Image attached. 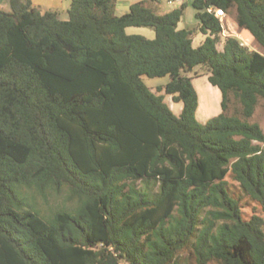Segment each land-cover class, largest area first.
Instances as JSON below:
<instances>
[{"label": "trees", "instance_id": "16d2710c", "mask_svg": "<svg viewBox=\"0 0 264 264\" xmlns=\"http://www.w3.org/2000/svg\"><path fill=\"white\" fill-rule=\"evenodd\" d=\"M11 7L0 8V264H264V130L250 121L264 51L224 38L215 15L264 50V0H194L191 30L179 29L187 4L163 13L162 0L124 15L117 0H71L68 20L32 0ZM197 66L222 92L206 123ZM144 76L170 82L154 91Z\"/></svg>", "mask_w": 264, "mask_h": 264}, {"label": "rangeland", "instance_id": "374dc122", "mask_svg": "<svg viewBox=\"0 0 264 264\" xmlns=\"http://www.w3.org/2000/svg\"><path fill=\"white\" fill-rule=\"evenodd\" d=\"M43 2L40 3L41 10H57L60 13V17L63 20L69 19V10L71 7V0H42ZM193 1L194 0H186L187 7L185 9L184 16L182 18V21L179 24V29H198L200 22L196 18V9L193 7ZM162 5L164 9L166 10H173L175 8L181 7V5L178 4H172L170 5L168 3V0H162ZM11 5H9L10 7ZM8 7V3L3 4L2 10H5L7 12H10V8ZM226 32L227 35H233L234 37H237L240 39V41L248 46L251 50H257L260 52H263L264 50L257 44L252 34L248 31H243L238 28V26L235 23V17L234 16H228V20L226 23ZM127 33L129 35H140L144 36L148 39H155L156 34L155 31L151 28H137V27H130L127 29ZM206 39V36L202 34L201 32H198L194 37V47H199L203 41ZM223 40L219 43L218 48L220 50L223 49ZM190 77H193L194 85L200 95V99H203L204 102L206 100V103L208 105V115L207 118L205 117V112L207 110L206 103H203L200 111V116H198V119L200 122L205 123L209 119L219 115L222 112L221 107V101H222V92L219 88L213 86L207 77L208 76V69L206 67L197 66L194 68V70L189 74ZM144 83L153 89L154 91H157L159 87L165 86L170 82V77L165 76L161 78H149L147 76L143 77ZM216 90L218 92H216ZM163 94H165L163 92ZM218 95H220L218 97ZM166 101L173 107V111L176 115H180L181 111L183 109L182 103H174L172 98L170 96H167ZM234 107V105H233ZM232 107V111H233ZM200 117V118H199ZM251 123H257L261 126V128L264 130V100H260V103L256 109V112L254 116L251 118ZM228 180L233 183L234 181L228 177ZM245 213L249 217L254 213L253 207H246ZM258 214L263 216V213L259 208L255 210Z\"/></svg>", "mask_w": 264, "mask_h": 264}, {"label": "crops", "instance_id": "0c3cea01", "mask_svg": "<svg viewBox=\"0 0 264 264\" xmlns=\"http://www.w3.org/2000/svg\"><path fill=\"white\" fill-rule=\"evenodd\" d=\"M141 1H146V0H117V14L118 15H124V14H126V13H128L129 11H130V9H131V6L133 5V4H135V3H137V2H141ZM169 1L170 0H168V3H169ZM173 1V3L172 4H178V5H182V4H186V0H172ZM32 2L34 3V5L35 6H37V7H39L40 8V6H38V5H41L40 3H42L43 1L42 0H32ZM5 3H8V7H9V5H11V0H0V8L2 9V7H3V4H5ZM170 4V3H169ZM172 4H170V5H172ZM11 10L10 11H12V7L10 6L9 7ZM169 11H171V10H166V9H164V7H163V5H162V12L163 13H166V12H169ZM205 77H207L208 78V76H205ZM216 92H218L217 90H216ZM200 96V95H199ZM220 95H218V97H219ZM172 98V97H171ZM222 102V101H221ZM203 103H206V100H205V102H204V100L203 99H200V107H199V110H198V116H200V111H201V107H202V105H203ZM183 105V104H182ZM206 105H207V103H206ZM171 108L173 109V107L171 106ZM183 110V109H182ZM208 105H207V110H206V112H205V117H203L202 116V118H207V115H208ZM182 112V111H181ZM200 118V117H199ZM206 123V122H205Z\"/></svg>", "mask_w": 264, "mask_h": 264}, {"label": "built area", "instance_id": "2783aa9c", "mask_svg": "<svg viewBox=\"0 0 264 264\" xmlns=\"http://www.w3.org/2000/svg\"><path fill=\"white\" fill-rule=\"evenodd\" d=\"M170 4L173 3L172 0L169 1ZM210 12H213L214 10L213 9H209ZM215 15L217 18H219V20L221 21L222 23V27H223V34L222 36L225 38V37H229V36H233V35H227V32H226V23H227V20H228V15L225 13V11L223 9H216L215 10Z\"/></svg>", "mask_w": 264, "mask_h": 264}]
</instances>
